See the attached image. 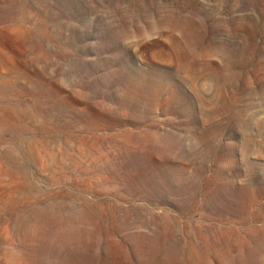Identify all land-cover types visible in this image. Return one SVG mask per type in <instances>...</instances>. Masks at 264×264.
Wrapping results in <instances>:
<instances>
[{"label":"rangeland","instance_id":"374dc122","mask_svg":"<svg viewBox=\"0 0 264 264\" xmlns=\"http://www.w3.org/2000/svg\"><path fill=\"white\" fill-rule=\"evenodd\" d=\"M0 264H264V0H0Z\"/></svg>","mask_w":264,"mask_h":264}]
</instances>
